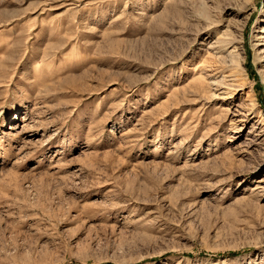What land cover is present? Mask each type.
Listing matches in <instances>:
<instances>
[{"label":"rangeland","instance_id":"obj_1","mask_svg":"<svg viewBox=\"0 0 264 264\" xmlns=\"http://www.w3.org/2000/svg\"><path fill=\"white\" fill-rule=\"evenodd\" d=\"M0 264H264V0H0Z\"/></svg>","mask_w":264,"mask_h":264},{"label":"bare ground","instance_id":"obj_2","mask_svg":"<svg viewBox=\"0 0 264 264\" xmlns=\"http://www.w3.org/2000/svg\"><path fill=\"white\" fill-rule=\"evenodd\" d=\"M225 42V43H224ZM218 43H220L221 44V46H225V45H227L228 44V42H226V41H224V40H219L218 41ZM222 43H224V44H222ZM233 45V44H232ZM256 45V44H255ZM221 51V50H220ZM219 53V52H218ZM239 54L240 53H238V49L236 48V46H232L231 47V49L229 50V52L226 54V56H229L230 57V61L232 62V61H234V63H236L237 62V60H239L240 62H242V57L239 59ZM226 56H224V57H222V55H220V58H225ZM225 81V80H224ZM212 87H213V90H215L216 92H218V93H216V92H213L212 93V97H216V96H218L219 94H226L227 92L226 91H224V92H219V90L220 89H222V88H226L225 86H229V84H226L225 85V82H223V78L222 77H216V78H214V79H212V81L209 83ZM224 84V85H223Z\"/></svg>","mask_w":264,"mask_h":264}]
</instances>
